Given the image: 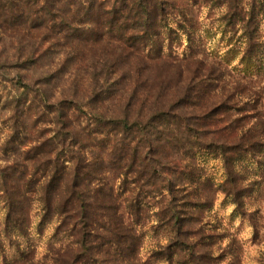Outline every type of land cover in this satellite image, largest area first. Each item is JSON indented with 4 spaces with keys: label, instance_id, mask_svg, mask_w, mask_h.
<instances>
[{
    "label": "trees",
    "instance_id": "1",
    "mask_svg": "<svg viewBox=\"0 0 264 264\" xmlns=\"http://www.w3.org/2000/svg\"><path fill=\"white\" fill-rule=\"evenodd\" d=\"M201 5L224 10L229 48L219 59L197 51ZM263 21L264 0H0V30L29 47L27 61L58 49L68 80L55 101L19 81L11 101L0 264H146L138 227L149 217L172 234L164 259L201 264L202 211L217 192L241 208L250 181L240 163L264 157V86L255 82L264 76ZM181 35L186 50L174 57ZM36 131L22 144V132ZM201 154L221 160L222 183L198 164ZM33 199L37 233L54 222L50 255L39 258Z\"/></svg>",
    "mask_w": 264,
    "mask_h": 264
},
{
    "label": "rangeland",
    "instance_id": "2",
    "mask_svg": "<svg viewBox=\"0 0 264 264\" xmlns=\"http://www.w3.org/2000/svg\"><path fill=\"white\" fill-rule=\"evenodd\" d=\"M247 2L249 0H244V3ZM195 11L198 19L196 38L201 44L197 51L219 59L229 48L227 42L229 34L223 32V26L218 20L224 10L222 7L201 5L196 7ZM239 34L240 32L236 34L234 41ZM262 34L264 39V21ZM24 42L29 45L27 40ZM185 42L186 38L183 35L180 39L173 41L170 50L174 57L183 55L182 53L186 50ZM18 43L19 40L15 37L14 31L0 30V158L10 157L9 160L13 157V152L9 149L4 154L3 146L12 133L11 101L23 91L19 81L29 84L33 90L43 87L51 101H55L68 92L67 75L64 76L63 70L57 71L59 62L64 60L58 49L50 48L43 57L32 54L30 56L32 59L27 61L29 47ZM45 46L40 47L43 52ZM237 62L238 56H235L229 67L237 65ZM71 64L72 62L69 61L67 70L70 69ZM49 74V82H47L45 77ZM255 82L259 87L264 86V76H259ZM262 101L264 102V99ZM39 110L41 112L39 105L33 104L29 112L31 116L36 117ZM51 128L49 124L42 129ZM37 133V131L29 132L25 135L22 132L19 136L23 141L21 143L30 145ZM197 162L216 185L225 180V171L219 158L201 154ZM240 165L247 180L250 181L245 182L247 188L244 190L243 206L238 209L230 195L217 192L212 205L205 207L202 211L201 219L204 228L202 241L206 248L201 264H264V157L259 156L253 160L241 162ZM4 211V202L0 194V218L4 216ZM40 213L41 205L37 199H33L30 210L32 241L30 244L36 250L38 258L45 254L50 255L47 245L50 243L49 239L54 227V222L47 224L43 233L39 235L37 224ZM153 224V217H149L138 227L141 236L140 259L146 264H191L188 260H179L178 257L173 258V261L163 258L165 255L163 248L172 238V234L166 227L155 228Z\"/></svg>",
    "mask_w": 264,
    "mask_h": 264
}]
</instances>
